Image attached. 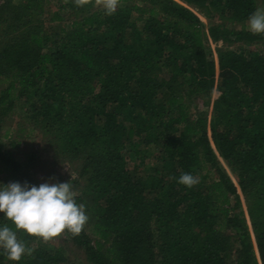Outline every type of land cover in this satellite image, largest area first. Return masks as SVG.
<instances>
[{
  "label": "trees",
  "instance_id": "obj_1",
  "mask_svg": "<svg viewBox=\"0 0 264 264\" xmlns=\"http://www.w3.org/2000/svg\"><path fill=\"white\" fill-rule=\"evenodd\" d=\"M180 1L121 0L112 16L74 0L0 4V173L42 184L36 153L10 149L22 135L2 141L23 99L27 133L41 127L76 173L66 182L89 220L65 235L85 264H264V53L242 46L264 35L205 28L194 10L245 23L259 0ZM182 173L199 183H178ZM17 236L32 255L0 249V264H66L61 248Z\"/></svg>",
  "mask_w": 264,
  "mask_h": 264
},
{
  "label": "clouds",
  "instance_id": "obj_2",
  "mask_svg": "<svg viewBox=\"0 0 264 264\" xmlns=\"http://www.w3.org/2000/svg\"><path fill=\"white\" fill-rule=\"evenodd\" d=\"M121 0H95L105 14L112 16ZM78 7L92 4L93 0H74ZM248 30L254 35H264V8H257L248 17ZM178 183L192 188L199 179L190 173H182ZM0 213L11 221L14 229L7 225L0 227V249L10 261L19 262L26 254L31 256L33 249L18 239L23 231L29 236L49 243L66 232L73 237L82 233L89 217L85 205L76 202L77 193L71 181L63 183H42L39 187L27 183H0Z\"/></svg>",
  "mask_w": 264,
  "mask_h": 264
},
{
  "label": "rangeland",
  "instance_id": "obj_3",
  "mask_svg": "<svg viewBox=\"0 0 264 264\" xmlns=\"http://www.w3.org/2000/svg\"><path fill=\"white\" fill-rule=\"evenodd\" d=\"M3 0H0V4ZM137 2H142V0H135ZM180 1V0H178ZM181 2V1H180ZM258 8H264V5H262V0H259L258 2ZM123 3L120 2V5ZM93 9H98L103 11L102 7L95 5V0H93ZM197 14L202 18L204 27L208 28L212 24H221L222 22L225 23V25L229 28H237L241 29L243 27H248L246 21L245 23H234L229 20L223 19L222 17H219L217 15H214L212 18L205 16L203 13H201L199 10L194 9ZM58 22L55 21L54 24L56 25ZM209 46L212 49H215L217 46H227V43L221 42V41H212L210 39ZM238 47L237 45H232V47ZM248 52L254 51V50H260L262 53H264V40H261L255 44L249 45V44H243L242 45ZM4 81L0 80V89L4 86ZM212 97H217L216 90L212 92ZM192 103V109L195 107V105L198 103L200 104L201 101L199 99H190ZM22 105L24 106V100L19 99L17 101L16 107L7 115V121L4 123L3 126V133H5L7 130L8 135L3 134L2 141L3 143L7 144V147L10 148V138H15L17 136V133L19 135H22L21 140L22 144L19 145V147H14V149L10 148L16 155L17 159L20 161H24L27 155L29 153L35 152L37 155V159L35 160L34 164V171L36 173V176L40 179L42 183H54L57 180H61L63 182H66L69 179H73L76 177V173H74L73 167L68 163V161L63 160L61 158V155H58L53 150V145L50 143V135L46 134L41 127L35 126V129L31 132V134H28V129L31 126L30 122L26 119H23L22 116L24 114V110L22 108ZM34 124V123H32ZM23 127V130H18L20 127ZM20 131V132H19ZM39 131H43L39 133ZM25 135H30L29 137H26ZM138 141V140H137ZM129 147V145H127ZM12 147V146H11ZM150 159L146 161V164H144L143 171L141 172L146 173L148 171V166L154 164V153L155 148L154 146H150L149 148ZM139 156H133V165H136V163L139 162L137 160ZM228 171L231 173L233 179L236 181L235 175L227 168ZM16 182L15 179L12 177L10 172L6 171L3 173H0V183H3L5 185ZM2 187V185H0ZM43 242V241H42ZM48 248H54L58 249L61 248L64 252V256L67 259L66 264H85L86 258L85 253L80 250L76 244H74L70 239L66 237L64 234L63 236L49 242L44 243ZM261 264V263H260Z\"/></svg>",
  "mask_w": 264,
  "mask_h": 264
}]
</instances>
